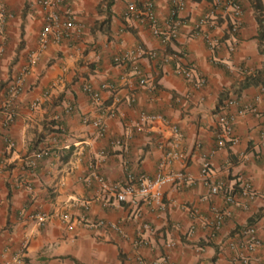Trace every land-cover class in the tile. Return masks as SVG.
<instances>
[{
	"label": "crops",
	"instance_id": "0c3cea01",
	"mask_svg": "<svg viewBox=\"0 0 264 264\" xmlns=\"http://www.w3.org/2000/svg\"><path fill=\"white\" fill-rule=\"evenodd\" d=\"M3 1L11 16L0 40V264H140L138 258L147 264H264V148L258 143L264 53L250 1L185 0L177 14L180 35L163 46L145 15H127L130 4L143 8L145 0H115L108 25L102 23L107 15L101 0H64L81 31L46 48L39 42L43 13L37 0ZM232 1L241 9L237 31L230 29L237 18ZM204 13L210 14L206 30L219 43L214 49L192 30ZM154 14L162 26L170 24L169 0H156ZM137 47L143 50L139 74L112 61ZM148 50L177 55L161 62L149 58ZM176 66L191 70L193 78L177 73ZM198 76L205 78L199 88L193 85ZM246 78L252 83L235 93ZM85 82L100 92L99 101L83 90ZM104 83L114 87L102 88ZM14 84L17 90L10 92ZM229 96L235 98L229 111L237 116V140L210 156L216 105ZM254 104L259 114L237 115ZM142 114L163 120L145 121ZM175 147L182 157L167 168L185 171L191 180L164 187L163 210L137 196L118 201L93 176L101 174L109 185L125 182L128 170L153 176ZM45 148L49 156L33 158ZM206 158L207 178L201 173ZM245 182L256 193L252 198ZM216 183L234 202L223 190L211 192ZM39 212L48 215L44 225L29 217ZM216 212L224 215L219 227ZM98 220L122 222L123 232ZM142 220L150 229L137 242ZM249 225L259 238L252 250L237 232Z\"/></svg>",
	"mask_w": 264,
	"mask_h": 264
},
{
	"label": "built area",
	"instance_id": "2783aa9c",
	"mask_svg": "<svg viewBox=\"0 0 264 264\" xmlns=\"http://www.w3.org/2000/svg\"><path fill=\"white\" fill-rule=\"evenodd\" d=\"M214 1V0H211ZM64 0H37L38 5L42 9L43 13V25L39 33V42L42 48H46L48 44L54 43L58 44L62 42L64 39H69L74 36V32L80 33L82 25L74 22V17L72 15V10L69 5L62 6ZM156 0H145L143 8H140L136 4H130L128 6L127 15L134 14L136 17H140L141 15H145L151 33L157 37L160 43L165 46L170 41L176 40L180 35V28L183 26V22L177 16L178 12L182 11L186 6L185 0H169L171 6V16L172 19L169 21L167 26H162L155 14H154V5ZM232 9L235 12L236 19L230 25V29L232 31H237L241 26V22L239 20V16L241 14L240 5L234 1L231 2ZM126 15V16H127ZM11 16V13L6 9L4 5V1L0 0V40L2 42L5 36V24L7 19ZM170 16V18H171ZM210 19L209 13H204L198 20L194 23L192 30L195 35L201 36L208 44H210L211 48L214 49L218 46V40L214 39L208 31L206 30V26ZM3 48L2 44H0V54L2 53ZM142 48L137 47L129 52H122L113 56L116 64L126 65L131 64L132 68L135 70L136 74H139L137 70V61L138 58L142 54ZM146 55L151 59H159L161 62H166L168 59H176L177 54H165L159 53L157 50H148L146 51ZM177 73L185 76L187 79H192L191 70L184 69L181 66H176L174 69ZM141 76V75H140ZM145 78L138 77L139 85L145 84ZM205 83V78L202 76H198L193 79V85L197 88L203 86ZM154 87V84H151ZM113 88L114 85L111 83L102 84V88ZM17 90V84L12 85L10 92H15ZM83 90L88 94L89 98L93 101L100 100V92L95 90L89 82H85L83 84ZM261 99L264 103V88H262ZM259 98V97H258ZM235 103V98L232 96L227 97L222 106L219 109L217 118H216V147L210 152V156H212L216 150L224 147L228 141L235 142L237 137L234 134V123L236 121V115L230 113L229 108L230 105ZM73 110L72 104L67 107V111ZM243 112H251L254 114H259V108L254 105L245 106L242 110L239 111L237 115ZM115 113L113 112L112 115ZM142 120L145 121H154V120H163V118L159 115L155 114H142ZM13 119V115H8L6 122H10ZM87 121V119H85ZM95 126L100 127L103 131V126L100 122L94 121L92 122ZM174 132L177 134V137L180 138L179 132L176 127L173 126ZM259 145L261 148H264V129L261 133ZM9 145L13 146V142L9 141ZM178 147V146H176ZM172 148L168 150L161 161L158 170L153 176H148L144 173L134 174L131 170L126 172L125 182L122 184H114L109 185L104 177L99 173H93L94 178L100 184V186L110 191L114 194L116 200L118 201H126L128 197H139L144 199L148 204L153 205L155 208L159 210H163L165 208V203L163 201L164 187L167 185H172L178 182H184L187 180H191L190 174L181 170H170L167 168L170 163L182 157V152L177 148ZM51 153L49 149H44L41 151H36L33 153L34 159H40L45 156H49ZM210 168V160L209 158L204 159L201 165V173L204 177L207 178L209 175ZM223 190L225 197L228 201L234 202V195L230 193V191H226L221 183H216L211 187V192L214 194L219 193ZM244 191L246 195H249L250 198L254 196L256 193L252 190L251 185L248 182L244 184ZM32 220H34L39 225H44L48 220V215L45 212H39L36 214H31L29 216ZM67 215H64L66 218ZM136 217L138 219H142L141 213H136ZM224 215L222 213L216 212L215 214V222L216 227H219L223 223ZM97 225L108 227L112 230H115L119 233L123 232V224L122 222L118 223H106L103 220H98ZM150 225L148 222L142 220L139 221V230L137 231V242L143 241V235L141 231L149 230ZM238 236L242 245L246 246L247 249L252 250L259 244V238L256 233V228L254 225L244 226L237 229ZM16 261H19V258H16ZM140 264H147L142 259L138 258Z\"/></svg>",
	"mask_w": 264,
	"mask_h": 264
},
{
	"label": "trees",
	"instance_id": "16d2710c",
	"mask_svg": "<svg viewBox=\"0 0 264 264\" xmlns=\"http://www.w3.org/2000/svg\"><path fill=\"white\" fill-rule=\"evenodd\" d=\"M114 1L115 0H101V3H103V4H100V5H102L101 7L103 8V11H105L106 15H107L105 20L102 21V23H106L107 25L110 23L111 7H112ZM249 1H250L251 6H252L254 16L256 19V23H257V30H258L257 37H258L259 49L262 53H264V4H263L262 0H249ZM113 58L114 57H112V61L116 64V62ZM126 66L132 67L130 63L126 64ZM244 82L245 83L241 84V86L237 90L234 91L235 93H239V90H241V88L243 86L252 83V81L248 78H246V80ZM253 82H255V81H253ZM226 99L227 98H222L217 103L216 110L218 112H219L220 107L222 106V104L224 103V101ZM45 149H47V148H45ZM41 150H44V149H37L36 151H41ZM49 151L51 152L50 149H49Z\"/></svg>",
	"mask_w": 264,
	"mask_h": 264
}]
</instances>
